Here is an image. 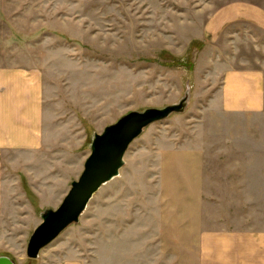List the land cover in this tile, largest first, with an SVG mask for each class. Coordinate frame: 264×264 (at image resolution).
<instances>
[{"label": "rangeland", "instance_id": "rangeland-1", "mask_svg": "<svg viewBox=\"0 0 264 264\" xmlns=\"http://www.w3.org/2000/svg\"><path fill=\"white\" fill-rule=\"evenodd\" d=\"M228 1L0 0V65L36 68L64 124L53 127L62 148L43 152L58 166L52 190L39 189L50 203L80 174L94 132L186 95L182 111L131 141L118 174L36 258L25 248L49 206L38 208L24 166L2 151L32 208L0 217V255L12 264H264V102L256 111L221 101L230 72L261 70L264 83V31L234 21L209 32L206 15ZM49 166L31 170L34 187Z\"/></svg>", "mask_w": 264, "mask_h": 264}, {"label": "crops", "instance_id": "crops-1", "mask_svg": "<svg viewBox=\"0 0 264 264\" xmlns=\"http://www.w3.org/2000/svg\"><path fill=\"white\" fill-rule=\"evenodd\" d=\"M234 21H246L264 31V3L252 0L222 2L218 9L208 13L205 18L209 32L223 29L227 23ZM221 94V101L226 108L260 110L264 102L262 71L254 69L228 73L224 77ZM51 102L46 96L42 74L36 68L21 64L0 65V217L12 213L14 208H19L22 215L26 213V209L22 208H32L25 199L20 174L5 170L6 166L10 168L15 163L10 162L8 157L6 159L2 151H13L18 158V167L24 166L22 175L38 198V208L57 206L62 199L61 194L57 203H50L39 192V189L52 190L54 171L58 168L49 162L50 159L43 152L61 149L64 143L63 131L58 129L59 132L53 134L55 123H58V128L64 124L60 118L54 122ZM38 152H41V157H38ZM38 165L50 166L40 173L41 185L36 188L32 184L36 179H32L34 173L31 170L34 172V167ZM46 173L48 175L45 177Z\"/></svg>", "mask_w": 264, "mask_h": 264}, {"label": "water", "instance_id": "water-1", "mask_svg": "<svg viewBox=\"0 0 264 264\" xmlns=\"http://www.w3.org/2000/svg\"><path fill=\"white\" fill-rule=\"evenodd\" d=\"M186 104V95L178 102L162 107H147L122 114L101 132H94L89 142V154L84 159L78 177L55 208L46 207L40 212V222L27 240L25 254L36 258L41 248L55 239L68 225L77 222L92 194L105 182L118 174L123 156L134 140L150 123L180 112ZM0 264H12L9 257L0 255Z\"/></svg>", "mask_w": 264, "mask_h": 264}]
</instances>
